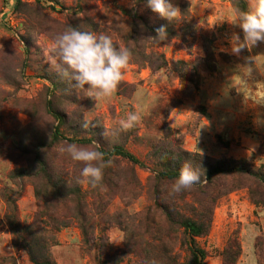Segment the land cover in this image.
Masks as SVG:
<instances>
[{
    "label": "rangeland",
    "instance_id": "obj_1",
    "mask_svg": "<svg viewBox=\"0 0 264 264\" xmlns=\"http://www.w3.org/2000/svg\"><path fill=\"white\" fill-rule=\"evenodd\" d=\"M17 1L0 0V264H33L26 248L29 233L19 234L16 222L29 228L36 217L45 216L55 219L49 249L54 264H101L100 256L107 254L117 264H167L169 252L184 263L190 255L185 234L157 209L156 200L166 204L173 197H187L194 205L189 193L199 189L206 192L207 203L219 189L227 193L213 208L209 234L196 239L208 253L205 264H264V204L253 202L251 183L238 176L209 184L200 171L203 157L264 167V43L239 56L231 53L229 43L240 32L229 24L234 10H247L249 0H172L182 13L178 21L193 22L198 34L187 29L184 38L157 46L155 52L167 62L163 68L130 62L123 81L133 91L128 96L117 91L99 109L50 71L43 50L56 31L70 25L88 29L83 14L101 20L105 33L119 41L116 28L122 33L129 28L121 8L131 10L133 4ZM49 102L69 116L74 113L71 124L78 135L92 137L91 144L104 151L122 146L144 166L113 162L105 170L109 174L103 191L78 183L83 165L61 155L64 144H51L57 123L47 110ZM133 111L142 114L136 128L106 135L105 126L113 129ZM64 131L72 135L69 126ZM180 149L192 154L188 163L201 182L174 193L172 184L162 183L157 174L165 166V153L177 156ZM61 169L68 174L69 189L80 188L90 205L95 200L91 197L103 195L85 221L78 216L76 201H61L50 187L49 177ZM254 196L264 201V190L255 189ZM63 218L72 219L69 226L64 227ZM85 236L93 239L90 246Z\"/></svg>",
    "mask_w": 264,
    "mask_h": 264
},
{
    "label": "trees",
    "instance_id": "obj_2",
    "mask_svg": "<svg viewBox=\"0 0 264 264\" xmlns=\"http://www.w3.org/2000/svg\"><path fill=\"white\" fill-rule=\"evenodd\" d=\"M133 4V8L125 9L121 8L122 15L126 19L129 28L122 33L116 27L115 32L119 36V41H114L115 44L123 45L129 47L133 52V59L131 62H137L138 64L147 63L152 68L160 69L167 65L165 57L161 54L155 52V48L161 45H168L169 42L176 38H184L187 35V29H191L194 35L198 34V27L188 19H183L182 21H174L169 24L168 21L161 19L156 14H154L150 9L146 7V0H129ZM20 4V0L17 1V5ZM83 20L87 21V26L90 31L94 32H104L105 29L101 24V20L98 18L91 17L89 15L83 14ZM190 23V27L187 28V23ZM167 26L169 32V40L164 42L153 41L147 38L156 36V29L160 26ZM138 56V58L136 57ZM137 58V59H134ZM185 64V63H182ZM121 95L128 96L129 91H133V87L127 85L123 80L117 90ZM47 110L49 114L54 118L57 125L54 127L52 134L50 136L51 144L53 146H59L60 144L67 143H77L81 145H90L93 142L92 137L80 136L78 127L71 124V119H74V113H70V116L66 113L61 112L55 107L53 102L47 104ZM69 126L72 135H68L64 128ZM168 131L171 130L168 128ZM172 134H168L170 138ZM154 148V147H153ZM156 149V147H155ZM104 151V150H101ZM106 158L112 159L113 162L124 161L130 165H141L144 166L136 156L130 153L122 146H114L108 151H104ZM177 156L174 155L173 151H167L166 156L163 158L165 166L159 169L157 178L165 184H173L179 176V172L184 163H188L189 158L191 159L192 154L185 150H177ZM151 154V153H150ZM154 157L153 154L150 156ZM39 160L44 165V171L49 169L46 162ZM200 165H204V170L202 173L206 176L209 184L218 185V180L226 177H244L248 182L251 183L249 186L250 195L253 198V202L257 205H263L264 201L254 196L255 189L264 190V167L261 166L256 168L252 166L247 160H211L207 157H203V161L200 160ZM206 161V163H203ZM155 166H161L156 163ZM108 174L105 172L104 178L107 181ZM50 187L55 191L56 196L63 202H77V209L79 210L78 216H82L83 221L87 220L89 216L92 215L94 209V201H101L103 195L97 193L91 199H95L90 205L88 203V196H85L80 188L75 191H71L68 186V174L65 169H61L59 175L55 174L49 177ZM201 193V197H198ZM218 196L210 199L207 203L204 199L206 192L202 189L198 191H192L189 193L191 200L196 203L192 205V202L187 201V197H173L167 201V205L162 204L161 199L160 204L156 200L157 209L163 212L166 219L176 224L179 229L183 230L185 234V245L190 255L188 260L184 263H180L178 259L169 252L167 257V264H205L208 257L206 250L201 248L197 240L198 238H203L207 236L210 232V222L213 215V208L217 201H219L222 196L227 193H221L219 189L217 191ZM209 198V197H208ZM81 212V213H80ZM72 219L79 221L77 217H72ZM72 219L63 218L65 223L64 227L69 226L68 224ZM53 217L45 216L36 217L33 221L32 226L29 228L22 227L20 222H16L17 231L19 234L25 235L29 233V246L26 247L29 253L30 259L33 264H54L50 257L49 249L54 242V236L51 235L52 223L54 222ZM35 226V227H34ZM15 229V228H14ZM87 246H90L93 239L86 237ZM102 261L101 264H117L112 261L109 254L100 256ZM103 262V263H102ZM119 264V262H118ZM121 264V263H120Z\"/></svg>",
    "mask_w": 264,
    "mask_h": 264
},
{
    "label": "clouds",
    "instance_id": "obj_3",
    "mask_svg": "<svg viewBox=\"0 0 264 264\" xmlns=\"http://www.w3.org/2000/svg\"><path fill=\"white\" fill-rule=\"evenodd\" d=\"M146 7L169 24L182 16L181 10L172 0H146ZM229 24L240 30L233 33L229 41L232 54L239 56L249 46L256 47L259 43H264V0H249L247 10L235 9ZM147 39L168 41L167 26H160L156 29V36ZM43 51L50 71L66 81L69 89L77 96L83 94L84 98L94 100L95 109H99L116 94L124 79L125 70L133 59L132 50L115 44L112 35L90 31L83 26L70 25L54 32ZM141 121L140 111L129 112L124 118L116 121L113 129L105 126L106 135L109 137L110 132L112 135L128 132L136 128ZM84 127H88L86 117ZM100 147L98 143L81 145L66 142L60 147V153L83 165L78 183L103 191L105 170L112 166L113 161L106 158ZM200 182V173L186 162L171 190L180 193Z\"/></svg>",
    "mask_w": 264,
    "mask_h": 264
},
{
    "label": "crops",
    "instance_id": "obj_4",
    "mask_svg": "<svg viewBox=\"0 0 264 264\" xmlns=\"http://www.w3.org/2000/svg\"><path fill=\"white\" fill-rule=\"evenodd\" d=\"M217 130H218V127H217ZM218 131H220V130H218Z\"/></svg>",
    "mask_w": 264,
    "mask_h": 264
}]
</instances>
